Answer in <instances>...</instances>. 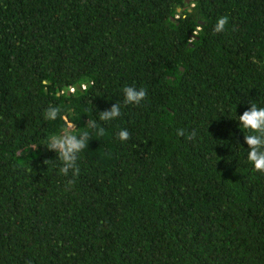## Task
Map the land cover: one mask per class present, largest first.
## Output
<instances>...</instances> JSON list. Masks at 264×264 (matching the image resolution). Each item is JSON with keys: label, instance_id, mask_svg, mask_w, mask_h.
<instances>
[{"label": "trees", "instance_id": "obj_1", "mask_svg": "<svg viewBox=\"0 0 264 264\" xmlns=\"http://www.w3.org/2000/svg\"><path fill=\"white\" fill-rule=\"evenodd\" d=\"M0 264H264V0H0Z\"/></svg>", "mask_w": 264, "mask_h": 264}, {"label": "water", "instance_id": "obj_2", "mask_svg": "<svg viewBox=\"0 0 264 264\" xmlns=\"http://www.w3.org/2000/svg\"><path fill=\"white\" fill-rule=\"evenodd\" d=\"M189 1V0H188Z\"/></svg>", "mask_w": 264, "mask_h": 264}]
</instances>
